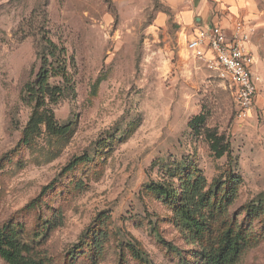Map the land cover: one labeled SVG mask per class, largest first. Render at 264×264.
<instances>
[{
  "label": "rangeland",
  "instance_id": "rangeland-1",
  "mask_svg": "<svg viewBox=\"0 0 264 264\" xmlns=\"http://www.w3.org/2000/svg\"><path fill=\"white\" fill-rule=\"evenodd\" d=\"M246 18L261 81L237 120L231 87L188 67L182 25L163 0H0V227L14 228L40 264H200L194 251L251 219L250 246L234 264H264V14ZM40 24L69 54L70 88L53 110L71 126L24 141ZM200 113L229 141L220 158L187 125ZM178 169L199 171L218 198L229 176L241 178L201 244L184 238L174 200L153 190L164 176L176 186ZM100 229L107 238L94 257Z\"/></svg>",
  "mask_w": 264,
  "mask_h": 264
},
{
  "label": "trees",
  "instance_id": "trees-1",
  "mask_svg": "<svg viewBox=\"0 0 264 264\" xmlns=\"http://www.w3.org/2000/svg\"><path fill=\"white\" fill-rule=\"evenodd\" d=\"M43 26L44 24L37 26L40 31L37 37L39 66L33 79L25 84V94L22 98V101L32 109L23 130L24 141L42 128L48 134L65 135L71 126L70 122H60L53 110V105L70 88L69 54L66 47L52 39ZM205 118V115L200 113L191 117L187 125L194 134L203 133L214 156L220 158L228 153L229 141L224 133H218L217 130L207 127ZM78 161L79 158H74L67 168L73 167ZM178 172L180 175L176 186L171 176H164L161 181L153 185V190L160 196L174 200V215L178 219L184 238L192 244H201L206 241V234L211 231L210 220L216 221L232 204L241 178L236 174L229 176L231 181L222 189V194L218 198L216 191L211 192L206 178L199 171L178 169ZM56 218L55 226L61 222V215ZM246 221L247 219L239 225L229 226L223 230L214 246L203 247L200 254L199 251H194L196 256L201 257L200 264L237 262L241 254L250 246L249 230L252 220ZM17 237L18 233L14 228L7 225L0 227V258L7 264H40V261L29 254V247L21 243ZM106 238L105 229L92 234L90 245L94 257L102 254Z\"/></svg>",
  "mask_w": 264,
  "mask_h": 264
},
{
  "label": "built area",
  "instance_id": "built-area-1",
  "mask_svg": "<svg viewBox=\"0 0 264 264\" xmlns=\"http://www.w3.org/2000/svg\"><path fill=\"white\" fill-rule=\"evenodd\" d=\"M255 31L252 23L240 18L230 25H197L185 37L187 55L194 66L214 71L219 80L231 87L237 120L250 115L261 81L251 46Z\"/></svg>",
  "mask_w": 264,
  "mask_h": 264
},
{
  "label": "crops",
  "instance_id": "crops-1",
  "mask_svg": "<svg viewBox=\"0 0 264 264\" xmlns=\"http://www.w3.org/2000/svg\"><path fill=\"white\" fill-rule=\"evenodd\" d=\"M259 0H163L172 15L173 19L180 23V34L184 38L185 52V37L190 35L192 30L197 25L220 23L222 25H230L236 19L245 17L250 23L254 22L246 17H262ZM187 65L194 69H204V67L196 68L193 60L188 58ZM211 72V70H210ZM209 77L215 76L212 71Z\"/></svg>",
  "mask_w": 264,
  "mask_h": 264
}]
</instances>
